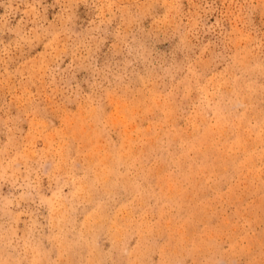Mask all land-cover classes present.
Segmentation results:
<instances>
[{
	"label": "rangeland",
	"instance_id": "obj_1",
	"mask_svg": "<svg viewBox=\"0 0 264 264\" xmlns=\"http://www.w3.org/2000/svg\"><path fill=\"white\" fill-rule=\"evenodd\" d=\"M0 264H264V0H0Z\"/></svg>",
	"mask_w": 264,
	"mask_h": 264
}]
</instances>
